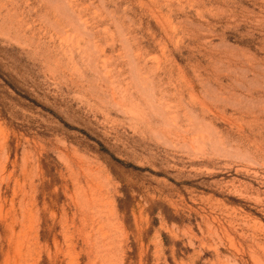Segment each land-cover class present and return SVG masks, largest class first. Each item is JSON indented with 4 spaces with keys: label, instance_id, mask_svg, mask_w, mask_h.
Wrapping results in <instances>:
<instances>
[{
    "label": "rangeland",
    "instance_id": "374dc122",
    "mask_svg": "<svg viewBox=\"0 0 264 264\" xmlns=\"http://www.w3.org/2000/svg\"><path fill=\"white\" fill-rule=\"evenodd\" d=\"M0 264H264V0H0Z\"/></svg>",
    "mask_w": 264,
    "mask_h": 264
}]
</instances>
